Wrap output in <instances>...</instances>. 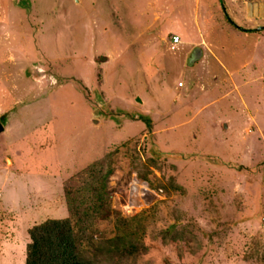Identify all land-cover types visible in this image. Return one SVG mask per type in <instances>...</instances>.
<instances>
[{
  "label": "rangeland",
  "instance_id": "obj_1",
  "mask_svg": "<svg viewBox=\"0 0 264 264\" xmlns=\"http://www.w3.org/2000/svg\"><path fill=\"white\" fill-rule=\"evenodd\" d=\"M221 1L0 0V264L79 202L102 264H264V16Z\"/></svg>",
  "mask_w": 264,
  "mask_h": 264
},
{
  "label": "trees",
  "instance_id": "obj_2",
  "mask_svg": "<svg viewBox=\"0 0 264 264\" xmlns=\"http://www.w3.org/2000/svg\"><path fill=\"white\" fill-rule=\"evenodd\" d=\"M246 30L249 31V29ZM0 120L4 121V117ZM143 120L149 126V119L143 118ZM91 165L93 166V163L88 166ZM92 168L94 169V166L88 168V170L93 172ZM111 170L108 167V171L101 175L100 180L96 175L86 180V189L93 192L90 199H88L90 195H87V200L92 201L94 211L103 212L105 211L104 208L108 207L107 178ZM137 175L141 180H148L152 189L163 192L166 188V185L161 183L155 185L144 173L140 172ZM90 207L82 208V204L79 202L73 211L76 216L75 221L66 216L50 217L30 227L27 233L29 241L26 245L24 264H102L95 258L87 256L81 248V237L85 229L84 224H87L88 220L93 217V212H89Z\"/></svg>",
  "mask_w": 264,
  "mask_h": 264
},
{
  "label": "crops",
  "instance_id": "obj_3",
  "mask_svg": "<svg viewBox=\"0 0 264 264\" xmlns=\"http://www.w3.org/2000/svg\"><path fill=\"white\" fill-rule=\"evenodd\" d=\"M221 1V0H220ZM221 3L223 4L224 6V3L221 1ZM244 10H245V16L246 18L248 19V21H250L251 19H253L254 21H257L259 22V18H261L262 16H264V0H247V1H244V5L242 7ZM225 13L226 10H225ZM228 17V16H227ZM232 20L235 22V23H239L236 19L232 18ZM263 24H259V25H256V26H253V27H244V30L246 29H249V31H254V30H257V28H260L262 27ZM241 29V28H240ZM243 30V29H242ZM180 40V38H179ZM177 44V43H175ZM189 53V52H188ZM191 51H190V55H191ZM189 55V56H190ZM188 56V57H189ZM191 63V62H190ZM5 127V126H4Z\"/></svg>",
  "mask_w": 264,
  "mask_h": 264
},
{
  "label": "built area",
  "instance_id": "obj_4",
  "mask_svg": "<svg viewBox=\"0 0 264 264\" xmlns=\"http://www.w3.org/2000/svg\"><path fill=\"white\" fill-rule=\"evenodd\" d=\"M179 41V37L178 36H174L173 37V43H177ZM181 84V83H180ZM145 182V181H144ZM138 183V180L135 178H133V184ZM152 190V189H151Z\"/></svg>",
  "mask_w": 264,
  "mask_h": 264
},
{
  "label": "water",
  "instance_id": "obj_5",
  "mask_svg": "<svg viewBox=\"0 0 264 264\" xmlns=\"http://www.w3.org/2000/svg\"><path fill=\"white\" fill-rule=\"evenodd\" d=\"M138 100H140L139 97H138ZM4 130H5V127H4L3 123L0 121V133H2Z\"/></svg>",
  "mask_w": 264,
  "mask_h": 264
}]
</instances>
